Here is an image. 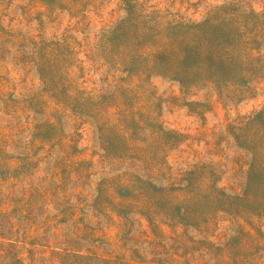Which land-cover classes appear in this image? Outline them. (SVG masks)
Returning a JSON list of instances; mask_svg holds the SVG:
<instances>
[{
  "label": "rangeland",
  "instance_id": "obj_1",
  "mask_svg": "<svg viewBox=\"0 0 264 264\" xmlns=\"http://www.w3.org/2000/svg\"><path fill=\"white\" fill-rule=\"evenodd\" d=\"M0 264H264V0H0Z\"/></svg>",
  "mask_w": 264,
  "mask_h": 264
}]
</instances>
